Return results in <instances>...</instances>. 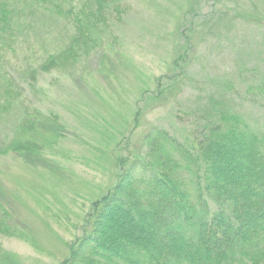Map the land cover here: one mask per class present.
I'll return each instance as SVG.
<instances>
[{
    "label": "rangeland",
    "instance_id": "374dc122",
    "mask_svg": "<svg viewBox=\"0 0 264 264\" xmlns=\"http://www.w3.org/2000/svg\"><path fill=\"white\" fill-rule=\"evenodd\" d=\"M43 1L0 0L15 19L0 32V143L33 110L57 115L67 134L33 162L0 153V201L17 230L0 244L19 264H63L126 147L144 153L150 129L183 141L198 111L232 92V107L264 131V0H116L121 18L109 14L80 46L86 55L49 73L85 0Z\"/></svg>",
    "mask_w": 264,
    "mask_h": 264
},
{
    "label": "trees",
    "instance_id": "16d2710c",
    "mask_svg": "<svg viewBox=\"0 0 264 264\" xmlns=\"http://www.w3.org/2000/svg\"><path fill=\"white\" fill-rule=\"evenodd\" d=\"M77 10L70 23L78 35L43 72L86 55L80 46L95 43L109 14L120 19L124 11L116 0H85ZM13 12L0 7V32L12 30ZM222 93L198 111L183 141L154 127L144 135V153L126 147L116 186L92 205L63 264H264V131L232 107L234 93ZM65 132L57 115L29 111L0 153L33 162ZM13 217L0 201V238L16 236ZM17 260L0 244V264Z\"/></svg>",
    "mask_w": 264,
    "mask_h": 264
}]
</instances>
